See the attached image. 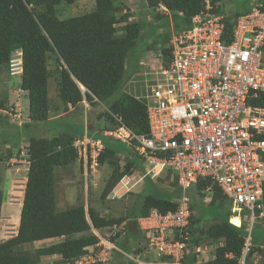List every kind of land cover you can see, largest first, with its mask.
Wrapping results in <instances>:
<instances>
[{"label":"trees","instance_id":"16d2710c","mask_svg":"<svg viewBox=\"0 0 264 264\" xmlns=\"http://www.w3.org/2000/svg\"><path fill=\"white\" fill-rule=\"evenodd\" d=\"M63 1L71 4L75 0H0V66H7L11 52L21 49L20 88L27 91L28 117L42 123L51 120L48 119V54L52 52L57 62L55 79L59 102L54 104L56 112L67 111L69 104L76 109L80 101L86 99L90 104H102L104 110L100 119L114 125L116 121L113 115H117L135 133L146 134L148 125L145 106L124 86L134 68V57L138 55V52L134 53V48L140 32L139 22L126 21L129 16L127 12L118 15L122 7L113 0H95L93 10L60 18L56 10ZM143 1L150 7L162 2L172 11L176 26L181 27L189 26L190 16L201 7V0H140ZM177 11H182L184 16L176 14ZM154 17L160 20L165 18L157 12ZM122 21H125V31L117 33L116 25ZM166 40L167 36L161 37V42ZM141 41L139 49L146 43ZM78 83L86 89L82 91ZM4 103L5 97L0 99V108H4ZM255 104L264 105V101H255ZM75 109L70 110V113L77 112ZM5 123V120H0V125ZM53 124L49 125L53 127ZM56 128L60 132L54 130L55 134L50 137H36L22 130L16 137L17 144L21 138L29 143L28 167L17 232L0 242V264H37L41 255L54 253L60 254L68 264H74L78 257L86 253L87 246L99 240L92 233L76 236L77 233L122 221L119 217L102 216L93 206L85 208L83 203L62 209L56 206L55 167L67 166L76 160L77 154L72 142L83 131V127L78 129L76 124L68 126L67 123H61ZM99 135L104 146L98 157L99 162L111 167L101 193L105 196L130 171V163L121 168L116 156L126 147L119 140L101 133ZM0 138L5 144L9 141L6 137ZM173 175L174 190L165 196L146 177L145 193L135 201L139 202L136 204L138 216L148 214L151 208L161 212L176 208L180 187L175 173ZM205 183L204 178H199L193 185L195 191L203 193ZM223 198L214 187L210 202L225 201ZM1 201L0 190V205ZM229 216L230 213H226L225 219L207 230L209 238L221 240L222 243L216 246L214 258L206 264H238L247 231L243 223L236 226L229 222ZM190 218V232L193 234L196 233L193 213ZM59 236H63L61 241L47 246L32 250L17 248L35 240ZM197 241L198 238H195L192 242L194 244Z\"/></svg>","mask_w":264,"mask_h":264},{"label":"built area","instance_id":"2783aa9c","mask_svg":"<svg viewBox=\"0 0 264 264\" xmlns=\"http://www.w3.org/2000/svg\"><path fill=\"white\" fill-rule=\"evenodd\" d=\"M205 20L173 39L167 59L159 64L161 76L146 84L142 101L148 132L138 135L125 126L107 132L122 140L134 138L135 150L150 165L151 175L164 167L175 173L180 187L176 208L165 212L153 208L137 220L150 247L174 264L187 251L188 189L199 178L206 181L204 201L216 187L241 220L264 217V105L255 104L264 101V21L252 12L239 17L233 41L227 43L222 17ZM16 64L12 59L11 74L17 73ZM74 145L94 175L103 148L100 140L84 135ZM17 162L24 160H8ZM94 246L77 264L109 258L112 244L106 239ZM250 247L247 236L238 264H247Z\"/></svg>","mask_w":264,"mask_h":264},{"label":"rangeland","instance_id":"374dc122","mask_svg":"<svg viewBox=\"0 0 264 264\" xmlns=\"http://www.w3.org/2000/svg\"><path fill=\"white\" fill-rule=\"evenodd\" d=\"M116 4L122 7V11L118 12V15L127 12L130 15V19L127 21L139 22L140 24V34L139 39L142 38L145 41V48H151L154 53H157V48L161 42V37H166L169 33L170 29L168 28L167 20L164 19H156V24H151L153 21L152 16L149 17L146 11H144V6L140 4L139 0H113ZM246 0H219L217 1L223 9L228 8V17L229 19L234 18L239 14L238 10L243 9V2ZM62 3V4H61ZM61 5H57L56 14L60 18L69 17L73 15H79L82 13H86L95 8V1L93 0H78L74 5L68 4L65 1L61 2ZM248 5V3H247ZM161 11V10H160ZM59 13V14H58ZM124 22L119 23L117 33H122L125 31L123 29ZM162 31V34H159V30ZM152 43V44H151ZM153 45V46H152ZM154 47V48H153ZM135 52H138V44L134 48ZM150 49V50H151ZM144 54L139 59L148 64L142 66L138 69L139 72L149 71L152 68L153 64L150 62L151 58L155 56V54ZM157 56V55H156ZM138 59V58H137ZM159 60L156 61L155 68L150 70L154 73L148 75L150 78H153L155 74L157 75ZM57 62L55 60V54L49 52L48 54V68H49V84H48V97H49V118L50 121L39 122L32 121L27 117V95L26 91L20 88V75L12 76L9 73L8 65L0 66V99L5 97L4 108L0 109V120H5V125H0V136L6 137L8 141L9 149H7V144L2 142L0 138V190L2 192V201L0 205V239L8 238L13 233V230L17 227L18 220L20 217V209H21V199L23 196V181L26 175L25 167L23 163H18L15 165L6 164V159L9 154L13 156H18L23 146H26L27 141L25 138H21L19 143L17 144V135L22 130L25 134H32L36 137H50L56 133L60 132L57 124L67 123L68 126L77 125L78 129L84 127V113L82 108L75 109L77 112H60L63 114L62 116L58 114L54 110V104L59 102V97L57 95L56 89V76L57 73L55 71ZM149 67V68H148ZM137 70V69H135ZM134 84L137 85V89L134 92L138 95H144L146 93V86L142 80V76L140 74L134 75ZM131 84V83H130ZM62 107V106H61ZM89 112L96 116L99 119L102 110L104 107L101 104L96 105L93 103L91 106L89 105ZM62 110V108H60ZM60 115V116H59ZM62 118V119H61ZM28 119L30 121H28ZM103 119V118H102ZM15 122H20V126L13 125ZM28 122V123H27ZM52 122H54L53 127H51ZM72 123V124H71ZM2 124V123H1ZM12 124V126H11ZM27 124V126H24ZM102 125L107 126L109 121H105L103 119ZM56 128V129H55ZM83 134V131L80 133ZM22 137H24L22 135ZM13 138V140H12ZM119 160V156H116ZM122 164L124 163V159L120 157ZM85 168L84 162L78 161L77 159L67 166H57L55 167V175H56V187L55 191L57 192L56 198V206L59 209L69 207L71 205H76L78 203H83L85 208L88 206H93L100 214L106 215L108 217L117 218L119 217V210L121 208V204L119 202H135L137 199V190L135 191H127L121 197H117L115 193L109 192L105 196H102L103 186L105 184L107 176H109L110 168L106 170V174H102V178L98 182V185L93 187L90 186V180L85 178ZM168 170H164L166 172ZM161 174V173H160ZM149 179L153 180L154 183L158 184L159 179L156 176L150 177L146 175ZM145 176V177H146ZM105 177V178H104ZM61 178L64 179L63 184ZM67 181H66V180ZM143 184L141 180L139 182V186ZM113 190V189H112ZM73 192V193H72ZM72 193V194H70ZM193 193L190 192L191 199L193 198ZM141 195L140 197H142ZM226 200V199H224ZM229 201H223L221 205H209L205 204L197 205V210L202 214L201 219H213L215 218L214 213L217 214L219 219L221 220L226 216V213H229ZM262 220L256 219L253 222L244 221L243 225L247 228V232L250 233V237L252 243H263L264 242V223H261ZM6 233V234H4ZM200 239V237H199ZM198 239V240H199ZM208 240L205 241V244H209ZM215 241V240H214ZM215 243H218L217 241ZM19 250H32L33 245L24 244L17 247ZM25 250V251H26ZM254 253H248L247 264H264V256H261L260 251L257 248L253 249ZM263 255V254H262Z\"/></svg>","mask_w":264,"mask_h":264},{"label":"crops","instance_id":"0c3cea01","mask_svg":"<svg viewBox=\"0 0 264 264\" xmlns=\"http://www.w3.org/2000/svg\"><path fill=\"white\" fill-rule=\"evenodd\" d=\"M128 82H132V80L129 79ZM128 86L131 88L133 85L128 84ZM83 103H81V105H83ZM74 109L75 108L69 106V112H71L70 110L73 111ZM92 119H93L92 115H90L89 117L90 127L92 129L93 128L95 129L93 130L91 129V131H89V135H91L93 138H99L100 132H98V129L96 128L98 127V124L101 122L97 120L92 121ZM121 143L126 148L123 151L117 153V156H119V164L120 166L122 165V162L120 160L121 157L124 159L125 164L128 162L130 163V168H129L130 171L121 178L119 183L113 188L111 192L115 193L117 197L118 196L121 197L127 191H131V190L135 191L136 189H138V187H140L139 190H137L138 194L136 199H138L141 195L145 193L146 190L147 176L146 177L145 176L142 177V176L146 172L147 167L146 164L143 162V160H141L140 157L134 153L130 145L124 142ZM6 146L8 149L9 145L7 144ZM105 166L106 165H103L102 169L100 170V177L102 176V174L104 173L106 174L105 172L106 170H104ZM24 167L26 172L27 165H25ZM108 167L109 166L107 165L106 169ZM156 178L159 179V183L158 184L155 183V185L159 187L163 196L174 190V184H173L174 175L171 172L169 171L161 172V174L156 175ZM141 180L143 181V184L139 186V182ZM61 181L63 182L64 179L61 178ZM65 183L66 182H63V184ZM23 186H24V181H23ZM190 192H194L193 198L191 199L190 202V206L194 218L193 222H195V226H196L195 228L196 233L190 234L189 241L187 242L188 251L185 254L184 258L181 260L182 261L181 264H206L209 260L214 258L216 246L222 243L221 240L214 241L211 238H209L207 236V230L213 224L218 223L221 220L225 219L226 216L220 220L217 214L214 213L215 218L211 220L208 218L203 220L201 219L202 214L200 213V211L197 210V205L199 204H205L206 206L212 204L221 205L223 201H216V202L202 201L203 193H198L197 191H195L194 186L190 188ZM55 193L57 198V192L55 191ZM119 203L121 204V208L119 210V218H122V221H120L117 226L119 230L116 233V236L111 237L114 245L113 250L110 252L111 259L105 262H99L98 264H174L169 259L159 257L156 254V252L153 249H150V247L148 246L147 238L145 234L142 232V230H140L136 222V217L139 215V211L137 210L138 206H136V204L139 202H119ZM260 220H262L261 223H264V217L261 218ZM109 227L91 228L84 232L77 233L76 236L92 233L95 234L97 237L99 236L101 237L102 235L107 234L106 229H108ZM15 233H16V228L13 230L11 236L14 235ZM195 238H198L199 240L193 244L192 241ZM6 239L7 238L5 239L1 238L0 242ZM208 240H210L209 244H205V241L207 242ZM216 241L218 243H215ZM56 242H59V240L56 237H50V238L35 240L29 244L33 245V248H37V247L47 246ZM252 246H254L255 248H259L261 253L263 254V255L261 254V256H264V242L254 243V244L252 243ZM90 248H92V246L87 247V249ZM37 264H68V262L65 261L60 254L54 253L50 255H41L39 262Z\"/></svg>","mask_w":264,"mask_h":264},{"label":"clouds","instance_id":"9594fccd","mask_svg":"<svg viewBox=\"0 0 264 264\" xmlns=\"http://www.w3.org/2000/svg\"><path fill=\"white\" fill-rule=\"evenodd\" d=\"M78 0H75L73 3H71V5H74V3H76ZM93 1V0H92ZM95 1V0H94ZM140 1V0H139ZM217 1H219V0H201V7H200V10L198 11V12H196V13H194L193 15H191L190 16V20H189V26H187V27H181V26H179V25H177L176 26V24H175V20H174V18L172 17L173 16V14H172V11L170 10V9H168V7L167 6H165L162 2H159L156 6H154V7H150V6H148L147 5V3L146 2H140V4L142 5V6H144L143 8H144V11H146L145 13H147V15H149V17L150 16H152L151 18H153V21L151 22V24H156V18L154 17V13L155 12H157V13H159V14H163L164 16H165V18H166V20H167V24H168V28L170 29V31H169V33L166 35L167 36V40L166 41H164V42H162L159 46L160 47H158L157 48V53H154V51L151 49V48H145L144 47V45H141L140 46V49L138 50V55L136 56V57H134L135 59H134V65H133V67L134 68H132V73L129 75V78L127 79V81H126V84L124 85L125 86V89H126V91H128L129 93H131V94H133L136 98H138L140 101H141V103L144 105V103H143V101H142V96L143 95H138V94H136L135 92H134V90L135 89H137V85L136 84H134V75H138V74H140L141 76H142V80L143 81H145L144 82V85L146 86V84H148L149 82H150V80H152L153 78H156V77H160L161 76V74H160V70H159V64H160V62L163 60V58L165 57V60L167 59V54H168V47H170L171 46V44H172V42H173V39L176 37V36H178L179 34H181L182 32H186V31H188V30H191V29H193L195 26H197V27H199V26H202V25H204V23L206 22V18L207 17H209V16H212V17H214V16H216V15H219V16H221L222 17V21L224 22V38L227 40V43H229V42H232L233 41V29H234V27H235V25H236V23H237V19L239 18V17H241V16H244V15H248L249 13H255V16L258 18V19H260L261 21H264V0H246L245 2H243V9H241V10H238L239 11V14L237 15V16H235L234 18H232V19H229V18H227L228 17V8H226V9H223L222 8V6H220V4H218V2ZM234 2H235V0H234ZM247 3H248V5H247ZM62 4V3H61ZM61 4H59V5H61ZM69 4V3H68ZM93 10V9H92ZM161 10V11H160ZM89 12V11H88ZM176 14H178V15H182V16H184V14H183V12L182 11H177L176 12ZM127 19H130V15L127 17ZM127 21V20H126ZM122 22H124V24H125V21H122ZM122 22H120V23H122ZM116 26H119V23H117V25ZM158 30H159V34H162L161 32L162 31H160V28H158ZM139 34H140V32H139ZM142 40V38L141 39H139V36L136 38V43L137 44H139L140 42H142L141 41ZM152 44V43H151ZM153 46V45H152ZM154 48V47H153ZM151 49V50H150ZM261 52H262V60L264 61V42H263V44H262V47H261ZM152 53H154L155 54V56H153L152 58H151V60H150V62H148V63H152L153 64V66H152V68L154 69L155 68V63H156V61L157 60H159V64H158V70L156 71L157 72V75L155 74V76L153 77V78H150L148 75H150V74H152V73H154V72H152V71H150V70H153V69H151L150 68V70L149 71H142V72H139L138 71V69H140L142 66H145V65H147L148 66V64L147 63H145L144 61H142V60H140L139 58L141 57V56H143L144 54L146 55V54H152ZM157 55V56H156ZM138 58V59H137ZM12 59H14L15 61H16V65H17V73H15V74H11V71H10V62H11V60ZM141 61L142 62H144V63H141ZM8 68H9V73L12 75V76H19V75H21V73H22V51H21V49L20 48H17V49H14L12 52H11V54H10V59H9V62H8ZM149 68V67H148ZM135 69H137V70H135ZM49 78H50V76L48 77V84H49ZM129 79H131L132 80V82H128L129 81ZM130 83L133 85L131 88L128 86V84L130 85ZM79 84V86H80V89L82 90V91H84L86 88L83 86V85H81L80 83H78ZM22 89V88H21ZM22 90H24V89H22ZM24 91H26V90H24ZM26 95H27V91H26ZM26 99H27V117H28V97H26ZM84 102V103H83ZM81 103H83V105H81ZM96 105H98V104H100V103H95ZM89 105L91 106L92 104H90V103H88L87 101H86V99H83V100H81L80 101V103L78 104V107L77 108H82L83 109V113H84V127H83V134H79V135H77V136H75V138H74V140H73V142H72V145H73V147L75 148V150H76V154H77V160L78 161H81V162H84V160L82 159V157H79V155H78V150H77V147L74 145V141L76 140V139H80V138H83L84 137V135L85 136H87L88 138H93L91 135H89V131H91V127H90V120H89V117H90V115H92L90 112H89ZM102 105V104H101ZM260 105V104H259ZM69 106L70 107H72L70 104L68 105V111L67 112H69ZM145 106V105H144ZM74 108V107H73ZM76 108V109H77ZM1 109V108H0ZM146 110V109H145ZM114 116V118H115V121H116V123L114 124V125H111V123L109 122V124L107 125L108 127H106L105 125H102L101 123H102V121H103V119L101 118H99V119H97L96 118V116H93L92 115V121H94V120H97V121H100L101 123H99L98 124V127L96 128V129H98V132H100L101 134H103V135H106V136H108V137H110V138H113V139H116V140H119L120 142H124V143H127L128 145H130L131 147H132V149H133V151H134V153L136 154V155H138L139 157H140V159L141 160H143V162L146 164V167H147V170H146V172L144 173V175L142 176V177H144V176H146V175H149V176H151V177H153V176H156L157 174H160L161 172H163L164 170H170V169H168V168H166V167H164V168H162L161 170H158V168H155L154 170H158V172L155 174V175H151L152 173H150V172H147L148 171V169L150 168V165H148L147 164V162L144 160V158L143 157H141L138 153H137V151L135 150V144H136V140L133 138V139H128V140H122V139H120V138H117V137H115V136H113V135H111V134H108L107 132L108 131H114L115 129H117L118 127H120V126H125L127 129H129L131 132H133V133H135L130 127H128L127 125H125L123 122H122V120H121V118H120V116H117V115H113ZM29 118V117H28ZM117 118H119V119H117ZM30 119V118H29ZM28 119V121H30ZM147 119V118H146ZM28 123V122H27ZM12 125V124H11ZM13 125H16V126H20L21 124H20V122H15ZM148 125V124H147ZM93 129H95V128H93ZM92 129V130H93ZM148 132V131H147ZM135 134H137V133H135ZM139 135V134H138ZM93 139H98V140H100V142H101V144H102V146H103V142H102V140H101V137H99V138H93ZM6 144H8V143H6ZM26 146H27V150H24V148H25V146H23V149L21 150V152H20V154H18V156H13L12 154L11 155H9L8 156V158L6 159V164H8V165H15V164H18V163H20V162H17V163H14V164H9L8 163V160L10 159V158H17V159H22V160H24V162H21V163H23L24 164V166L25 165H27V167H28V145H29V143L27 142V144H25ZM103 148H104V146H103ZM103 148H102V150L100 151V153L103 151ZM8 149H9V146H8ZM100 153H99V155H100ZM99 155H98V157H99ZM98 159V158H97ZM98 167H97V170H96V173L94 174V175H91L90 173H89V168H88V164L86 163V165H85V168H84V170L83 171H85V180L87 179V178H89V180H90V186L92 185L93 187H95L96 185H98V182H99V180H100V170L102 169V166L103 165H108L109 167H110V165L109 164H106V163H103V164H101L100 162H99V159H98ZM124 165H125V163H123L122 165H121V168H123L124 167ZM26 171H27V169H26ZM110 172H111V167H110ZM110 172H109V174H110ZM170 172L172 173V174H174L171 170H170ZM108 174V175H109ZM126 175V174H125ZM124 176V175H123ZM122 176V177H123ZM108 177V176H107ZM121 177V178H122ZM106 180H107V178H106ZM121 180V179H120ZM119 180V181H120ZM25 181H26V175H25V180H24V186H25ZM119 181L116 183V185L119 183ZM106 182V181H105ZM197 183V182H196ZM195 183V184H196ZM115 185V186H116ZM194 185V184H193ZM193 185H191V186H193ZM24 186H23V192H24ZM114 186V187H115ZM56 187V186H55ZM104 187V186H103ZM113 187V188H114ZM112 188V189H113ZM112 189H111V191H112ZM190 189V188H189ZM188 189V195H189V197H190V202H191V196H190V190ZM263 189H264V186H263ZM224 198H223V200L224 199H226L227 201H229L223 194H221ZM23 197V196H22ZM205 197V193H204V191H203V197H202V201H204V198ZM178 200V198L176 199V201ZM225 200V201H226ZM211 201V198H210V200H208V201H204V202H210ZM21 203H22V199H21ZM229 203H230V206H229V213H230V216H229V222H231V217L232 216H235V217H237L238 218V216H236V214L235 213H233V212H231V206H232V204H231V202L229 201ZM264 203V202H263ZM190 205V204H189ZM66 208V207H65ZM151 209H153V208H151ZM150 209V210H151ZM155 209H157V208H155ZM149 210V211H150ZM190 210H191V208H190ZM100 214V213H99ZM191 214H192V210H191ZM102 216H106V215H102ZM141 216H144V215H140V216H138V217H136V222H137V220H138V218L139 217H141ZM106 217H108V216H106ZM263 218V217H262ZM239 219V221H240V223L238 224V225H236V226H240L244 221H249V220H241L240 218H238ZM256 219H261V218H255V220ZM255 220H253V221H255ZM190 221H191V218L189 219V223H188V226H187V228H188V230H189V237H188V239L186 240V245H187V242L189 241V238H190V234H191V232H190ZM252 221V222H253ZM249 222H251V221H249ZM18 223H19V220H18ZM232 223V222H231ZM118 224L119 223H114V224H112V225H110V227L109 226H107V227H109L108 229H106L107 230V234H105V235H102L101 237L99 236L98 237V242L100 241V240H102V239H106V241H108L110 244H112V247L109 249V258L107 259V260H109V259H111V254H110V252L113 250V248H114V245H113V241H112V239H111V237H115L116 236V233L118 232V230H119V228H117V226H118ZM233 224V223H232ZM137 225H138V223H137ZM235 225V224H234ZM17 227H18V224H17ZM17 227H16V232H17ZM138 227H139V225H138ZM106 228V227H105ZM140 228V227H139ZM140 230H142L141 228H140ZM142 231H144V230H142ZM246 231H247V228H246ZM145 232V231H144ZM16 234V233H15ZM14 234V235H15ZM145 234V236H146V238H147V242H148V246L150 247V245H149V237H148V234L145 232L144 233ZM13 236V235H12ZM247 236H249V241H250V244H251V247H250V250L251 249H254L255 247L254 246H252V243H251V240H250V233H248L247 232V235L245 236V237H247ZM59 241H61L62 239H63V236H59V237H56ZM98 242H96V243H98ZM96 243H94V244H92V245H89V246H92V247H95L94 245L96 244ZM88 247V246H87ZM87 247H86V253H84L83 255H81L80 257H78L75 261H74V264H77V261L78 260H80L83 256H85L88 252H89V250L91 249H87ZM244 247V246H243ZM187 251H188V245H187ZM150 249H152L151 247H150ZM258 249V251H260V249L259 248H257ZM243 250V249H242ZM250 250L247 252V254H246V259L248 260V253H250ZM187 251H186V253H187ZM185 253V254H186ZM252 253H254V251H252ZM185 254H184V256H185ZM259 254H261V251H260V253ZM242 255V254H241ZM184 256H183V258H184ZM160 257V256H159ZM241 257V256H240ZM162 258H165V257H162ZM182 258V259H183ZM166 259H168V258H166ZM181 259V260H182ZM107 260H105V261H107ZM171 262H172V260L171 259H169ZM105 261H99V262H105ZM99 262H95V263H92V264H98ZM181 262L182 261H180L179 262V264H181ZM174 263V262H173Z\"/></svg>","mask_w":264,"mask_h":264},{"label":"bare ground","instance_id":"6f19581e","mask_svg":"<svg viewBox=\"0 0 264 264\" xmlns=\"http://www.w3.org/2000/svg\"><path fill=\"white\" fill-rule=\"evenodd\" d=\"M231 222L235 225H238L240 223L239 219L235 216L231 217Z\"/></svg>","mask_w":264,"mask_h":264}]
</instances>
